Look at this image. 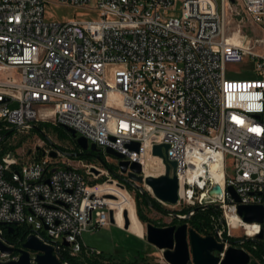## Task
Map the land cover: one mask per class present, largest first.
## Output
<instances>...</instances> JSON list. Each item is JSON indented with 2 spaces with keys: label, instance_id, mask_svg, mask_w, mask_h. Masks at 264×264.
I'll return each mask as SVG.
<instances>
[{
  "label": "built area",
  "instance_id": "2783aa9c",
  "mask_svg": "<svg viewBox=\"0 0 264 264\" xmlns=\"http://www.w3.org/2000/svg\"><path fill=\"white\" fill-rule=\"evenodd\" d=\"M52 1L98 12L100 19L48 23L50 0H0V132H31L41 122L66 126L101 152L122 154L118 165L140 163L145 179L154 147L169 145L178 204L159 201L146 184L143 191L171 209V221L189 225L197 209L221 211L224 228L214 235L225 246L221 259L231 247L225 233L243 230L245 239H256L264 222L246 223L238 207H264V0H240L262 28L260 50L231 43V0ZM179 2L183 16L167 18ZM247 60L255 78H229L228 67ZM132 143L140 144L139 152ZM52 152L22 162L0 147V223L7 225L0 226V240L22 248L33 235L55 248L63 264H70L63 253L100 257L82 235L112 225L111 191L90 182L93 166L84 174ZM156 158L163 171L150 176L159 177L166 166ZM216 186L221 196L211 195ZM2 227L8 235L15 228L10 236L21 227L29 233L22 242L9 241ZM19 258L0 250V263Z\"/></svg>",
  "mask_w": 264,
  "mask_h": 264
},
{
  "label": "rangeland",
  "instance_id": "374dc122",
  "mask_svg": "<svg viewBox=\"0 0 264 264\" xmlns=\"http://www.w3.org/2000/svg\"><path fill=\"white\" fill-rule=\"evenodd\" d=\"M232 9L228 13L229 18V37L232 38L231 42H242L245 45L256 46L260 50L259 41L262 38V28L252 18L247 16L244 7L240 0H231ZM183 16V4L179 2L174 10L169 13L167 18H181ZM45 19L48 23H59L64 24L73 20H98L100 14L95 11L88 10L86 8L76 7L67 4L56 3L50 0L46 4ZM228 76L232 79L238 80H250L254 79L256 74L254 72V64L252 61L247 60L240 65H230L228 67ZM16 105H13L15 107ZM68 132L63 127H57L49 122H43L41 125V132L33 130L31 132L23 131H12L4 135L2 138L7 136L4 140V144L1 146L2 153H14L22 162L30 161L35 155L40 157V161L46 156L43 152L52 150L59 152L61 155L59 160L65 165L79 169L84 174H87L88 167L93 166L100 171L99 175H89V180L92 184L106 185L111 192L110 194L115 198V205L118 208L112 209L115 211V220L117 224H112L110 227L100 228L97 230H89L83 233V243L89 247L100 251L102 255L98 258L106 263H118V264H160L163 253L156 249L154 246L148 243L146 235L145 240L139 238L140 223L143 225L144 231L145 226L148 224L141 221L139 214L137 213V189L126 188L125 193L116 190L114 184L126 185L121 181L115 179L114 175H121V169L118 165V159L114 156L109 155L106 150L101 153H97L101 160H73L67 155H63L62 152L58 151L55 146L61 148L64 153L73 154L75 145L71 141L70 137L66 136ZM68 135V134H67ZM1 136V133H0ZM72 138V137H71ZM106 166L113 171V175L108 171ZM153 166L147 162L146 173L147 175H153ZM158 172L163 171L161 165L157 169ZM114 182V183H113ZM118 186V185H117ZM119 187V186H118ZM143 188V187H142ZM121 189V188H120ZM141 193V191H139ZM143 194V193H142ZM148 194V193H147ZM152 202L157 200L148 194ZM129 201V203L126 200ZM111 203V202H110ZM135 205V206H134ZM146 205L142 204L141 211L144 216L147 217L154 225L158 227L170 226L172 219L169 214L158 213L154 209H149ZM165 211H171L169 207H164ZM125 211L129 212V218L131 221L130 231L124 229L125 227ZM139 218V219H138ZM214 221V220H213ZM122 227H118V226ZM215 226V222L213 223ZM137 235V236H136ZM234 238L244 239V232L240 230L232 234ZM237 248L245 250L252 257L253 263H259L260 256H258V249L255 245H241ZM76 258L81 264H88L83 257L72 256ZM85 258H91L85 256Z\"/></svg>",
  "mask_w": 264,
  "mask_h": 264
},
{
  "label": "water",
  "instance_id": "95a60500",
  "mask_svg": "<svg viewBox=\"0 0 264 264\" xmlns=\"http://www.w3.org/2000/svg\"><path fill=\"white\" fill-rule=\"evenodd\" d=\"M71 137L76 141L81 152L79 153H63L69 157H79L89 151L88 155L101 153V150L95 144H89V141L84 137H78L77 132L69 127H63ZM33 129L40 131L41 129L37 125H33ZM7 136L2 138V142ZM131 150L139 152L140 144L132 143L130 145ZM169 145H157L153 149V155L163 159L166 166V172L159 177L149 176L146 179L142 176L143 167L140 163H129L127 161H121L119 167L122 175L127 176V180L133 183V187L144 196L148 197L141 185L146 184L153 192L156 199L168 205H177L179 202V179L177 176V163L167 161L166 155L169 149ZM109 155L114 156L119 160H123L124 156L120 153L107 149ZM53 158L59 156V152L53 151L51 153ZM130 170V171H129ZM91 172L95 175H99L100 171L96 168H92ZM118 179L121 176L116 175ZM114 183V182H113ZM121 189L125 190L126 187L122 184H117ZM229 192L232 194L235 202L241 201L236 190L232 187L229 188ZM223 194L220 186H216L211 195ZM108 198L114 199L113 196ZM169 214L168 211H163ZM111 222L116 224L115 212L112 210ZM238 214L246 223H260L264 222V207L261 205H240L238 207ZM125 227L124 229L130 230L131 221L129 218V212L125 211ZM178 219V216H176ZM182 220V219H181ZM0 226H7L5 223H0ZM146 238L149 244L163 253V257L169 264H258L252 262V257L245 250L237 248L234 244L225 253V257L221 259L218 254H221L225 250L223 243H220L215 236L202 237L195 230L190 229L188 224H182L180 226H168L158 227L153 223H148L145 226ZM15 232V228L8 227V233L12 235ZM256 239L264 241V231L259 234ZM21 242L23 239L20 240ZM64 246L69 247V243L65 242ZM0 250L6 254L19 253L20 258L17 261H10L0 264H63L62 260L56 254L55 248L45 245L35 236H29L27 240L22 244V248H8L0 240ZM31 252L38 253L36 257H32Z\"/></svg>",
  "mask_w": 264,
  "mask_h": 264
},
{
  "label": "trees",
  "instance_id": "16d2710c",
  "mask_svg": "<svg viewBox=\"0 0 264 264\" xmlns=\"http://www.w3.org/2000/svg\"><path fill=\"white\" fill-rule=\"evenodd\" d=\"M43 123H39L37 124V126L41 129V125ZM12 131H15L12 130ZM11 131H1V136H0V140H1V137H3L4 135H6L7 133H9ZM68 134V135H67ZM66 136L70 137V139L72 140V142L74 143L75 145V149L74 153H79L80 152V148L79 146L77 145L76 141L71 138V136L69 135V133H67ZM6 140H3L2 142H0V147L4 144ZM55 148L64 153V151L55 146ZM88 153H90L89 151L88 152H85L84 155L82 156H79V157H70L71 159L73 160H91V159H97V160H101V156L99 157L98 154H93V155H88ZM43 155H44V152H43ZM38 159H40L39 156H37ZM105 167L108 169V171L113 175V171L111 169H109L106 164H105ZM115 179L118 180V178L116 177V175L113 176ZM128 189H131L133 190L132 187H126ZM137 213L139 214V218L141 219V221L143 222H146V223H150L151 221L149 219H147L146 216L143 215L142 211H141V206L142 204L146 205L148 207H152V208H161V207H158L159 204L157 202H152L151 201V198L148 196H144L142 193L140 192H137ZM189 210H186L184 211L182 214H185V213H188ZM213 215L216 216V217H221L222 216V213L221 211L215 209V208H208L206 210H203V209H197V212L196 214L191 217L188 221H186L187 223H189V226L191 229L195 230L200 236L202 237H210V236H214L213 233H212V230L214 229V226H213ZM158 226V225H157ZM164 227V226H162ZM6 233V237L9 241H18L19 239L21 238H25L26 235L29 233V231L23 227L20 228V231L18 232V234L14 235V236H10L7 234V228L6 227H2ZM225 240H227L230 244H234L235 246H239L241 247V245H246V247H249L250 245H255L258 249L257 253H258V256H260V258L262 257V253L264 251V242L262 241H258L256 239H238V238H234V237H230L228 236L227 233H225ZM62 259L65 260V261H68L70 264H81L77 261L76 258H72L68 253H63L62 254ZM85 261H87L88 264H118L116 262L114 263H106L104 261H101L100 259L98 258H85ZM144 264H148V263H144Z\"/></svg>",
  "mask_w": 264,
  "mask_h": 264
},
{
  "label": "flooded vegetation",
  "instance_id": "af4514ba",
  "mask_svg": "<svg viewBox=\"0 0 264 264\" xmlns=\"http://www.w3.org/2000/svg\"><path fill=\"white\" fill-rule=\"evenodd\" d=\"M70 135V134H69ZM71 136V135H70ZM72 141V140H71ZM80 152H81V150H80ZM88 152V151H87ZM93 155V154H92ZM119 180H121L125 185H126V187H132L134 190H135V188L133 187V183L132 182H129L128 180H127V176L126 175H121V179H119ZM136 191V190H135ZM136 192H139V191H136ZM157 203L159 204V202L157 201ZM147 208H149V209H154V210H156V212H158V213H161V214H163L164 212L163 211H165L164 210V208H163V206L162 205H160L159 204V206L158 207H161V208H152V207H148V206H146ZM171 218V217H170ZM213 220H214V222H215V226H214V229L212 230V233H213V235H215L216 233H217V230L218 229H223L224 227H223V225H221V220H220V218L221 217H216V216H214L213 215ZM172 219V218H171ZM182 224H185V222H181V221H179V220H176V219H174L173 221H172V223H171V225L170 226H180V225H182ZM164 227H166V226H164Z\"/></svg>",
  "mask_w": 264,
  "mask_h": 264
},
{
  "label": "bare ground",
  "instance_id": "6f19581e",
  "mask_svg": "<svg viewBox=\"0 0 264 264\" xmlns=\"http://www.w3.org/2000/svg\"><path fill=\"white\" fill-rule=\"evenodd\" d=\"M231 43H233V42H231ZM233 44L241 45L239 42H234ZM147 162L150 163V164H152V166L154 167L153 168V173L154 174L155 173H162V172H157L158 167H160L162 165L160 159H158L156 157H148ZM146 167H147V163H146ZM218 180H219V182H221V179L219 177H218ZM235 220L236 219H234V221ZM234 223L236 224V222H234ZM250 232H251V230H250Z\"/></svg>",
  "mask_w": 264,
  "mask_h": 264
},
{
  "label": "crops",
  "instance_id": "0c3cea01",
  "mask_svg": "<svg viewBox=\"0 0 264 264\" xmlns=\"http://www.w3.org/2000/svg\"><path fill=\"white\" fill-rule=\"evenodd\" d=\"M114 187L116 188V190H118V191H120V192H123V193H125V191H123V189H120V187H118L116 184H114ZM126 194V193H125ZM126 200H127V197H126ZM127 202L129 203V201L127 200ZM115 203H116V201H113L112 199H111V205H112V207H111V209H115V208H118L119 206L118 205H115ZM135 206V205H134ZM139 219V218H138ZM118 226V225H117ZM118 227H120V226H118ZM120 228H122V227H120ZM140 232H139V238H141V239H143V240H145L144 239V237H145V235H146V231H144V229H143V225L140 223ZM130 231V230H129ZM131 232V231H130ZM137 236V235H136Z\"/></svg>",
  "mask_w": 264,
  "mask_h": 264
}]
</instances>
